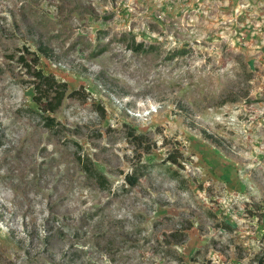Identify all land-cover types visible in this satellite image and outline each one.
I'll return each instance as SVG.
<instances>
[{"label":"rangeland","instance_id":"obj_1","mask_svg":"<svg viewBox=\"0 0 264 264\" xmlns=\"http://www.w3.org/2000/svg\"><path fill=\"white\" fill-rule=\"evenodd\" d=\"M0 264H264V0H0Z\"/></svg>","mask_w":264,"mask_h":264},{"label":"trees","instance_id":"obj_2","mask_svg":"<svg viewBox=\"0 0 264 264\" xmlns=\"http://www.w3.org/2000/svg\"><path fill=\"white\" fill-rule=\"evenodd\" d=\"M39 48L46 55L45 49ZM32 75L36 80L34 90L37 93L33 96V100L38 105L39 112L42 114L41 118L44 121L45 128L52 130L55 126L54 118L45 114L54 113L61 105L65 98L66 85L64 83H58L53 76L45 75L40 70L37 72L33 71ZM82 168L89 179L94 180L101 189H105L107 179L100 170L96 169L92 164H83ZM145 168V165L135 167L131 173H127L124 176L125 183L130 187H135L145 175Z\"/></svg>","mask_w":264,"mask_h":264}]
</instances>
